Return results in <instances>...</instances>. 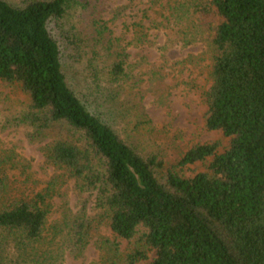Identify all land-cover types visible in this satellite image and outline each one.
<instances>
[{
    "label": "trees",
    "instance_id": "1",
    "mask_svg": "<svg viewBox=\"0 0 264 264\" xmlns=\"http://www.w3.org/2000/svg\"><path fill=\"white\" fill-rule=\"evenodd\" d=\"M74 2L0 0V84L30 99L16 124L36 136L54 127L66 132L45 158L95 196L118 239L134 243L124 264L152 253L151 264H264V0H210L202 10L221 19L203 95L206 127L231 144L221 154L219 144L184 154L181 167L212 159L194 178L163 175L156 156L117 130L128 111L120 94L132 78L124 55L104 76L96 71L94 86L78 89L64 44L78 38L66 29ZM9 164V157L0 159V264H48L54 254L46 246L65 230L68 247H86L94 225L86 210L49 226L53 184L17 196Z\"/></svg>",
    "mask_w": 264,
    "mask_h": 264
},
{
    "label": "rangeland",
    "instance_id": "2",
    "mask_svg": "<svg viewBox=\"0 0 264 264\" xmlns=\"http://www.w3.org/2000/svg\"><path fill=\"white\" fill-rule=\"evenodd\" d=\"M209 1L75 0L67 22L70 36L78 37L64 44L68 70L79 90L87 84L91 87L96 71L104 76L124 55L132 78L120 94L128 111L116 128L144 155L156 156L163 163V175L173 171L194 178L208 171L212 159L181 167L184 154L209 144H219L221 154L231 144L223 133L206 127L203 95L211 86V41L221 22L215 13L202 12ZM116 87L111 85V89ZM29 108V97L18 87L0 84V159L9 157V165L14 166L9 177L17 196H33L53 184L49 226L63 225L84 210L94 220L86 247H68L67 230L46 246L54 254L48 264H124L134 243L112 233L91 192L48 164L45 149L55 140L68 138L66 132L54 127L36 136L34 129L16 124ZM154 259L152 253L140 264H151Z\"/></svg>",
    "mask_w": 264,
    "mask_h": 264
}]
</instances>
